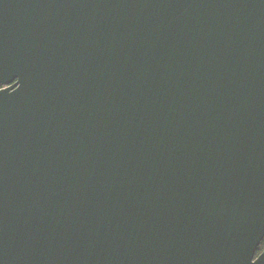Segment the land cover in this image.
<instances>
[{
  "label": "water",
  "instance_id": "1",
  "mask_svg": "<svg viewBox=\"0 0 264 264\" xmlns=\"http://www.w3.org/2000/svg\"><path fill=\"white\" fill-rule=\"evenodd\" d=\"M264 0H0V264H264Z\"/></svg>",
  "mask_w": 264,
  "mask_h": 264
},
{
  "label": "trees",
  "instance_id": "2",
  "mask_svg": "<svg viewBox=\"0 0 264 264\" xmlns=\"http://www.w3.org/2000/svg\"><path fill=\"white\" fill-rule=\"evenodd\" d=\"M264 247V240L260 243V245L258 246L257 252L256 254L260 253L263 250Z\"/></svg>",
  "mask_w": 264,
  "mask_h": 264
}]
</instances>
